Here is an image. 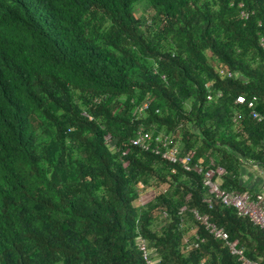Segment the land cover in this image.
<instances>
[{"label": "trees", "instance_id": "trees-1", "mask_svg": "<svg viewBox=\"0 0 264 264\" xmlns=\"http://www.w3.org/2000/svg\"><path fill=\"white\" fill-rule=\"evenodd\" d=\"M261 38L264 0H0V264H240L193 211L264 264V229L129 142L180 139L242 191L264 165Z\"/></svg>", "mask_w": 264, "mask_h": 264}, {"label": "built area", "instance_id": "built-area-1", "mask_svg": "<svg viewBox=\"0 0 264 264\" xmlns=\"http://www.w3.org/2000/svg\"><path fill=\"white\" fill-rule=\"evenodd\" d=\"M259 44L264 51V38L260 39ZM235 103L243 105L246 101L243 96H238L235 99ZM246 104L247 108L250 109V117L253 120L257 122L264 121L263 117L254 109L253 101H249ZM147 106L148 102L143 103L142 109H146ZM129 142L132 147L139 148L144 152H151L171 165H179L187 173L200 176L202 185L207 189L208 197L204 202L209 208H211L212 201H217L224 207L233 209L238 217L247 218L253 225L264 229V183L261 191L256 194L240 190L227 191L221 188L219 180L224 174V169L216 167L212 158L208 160L207 167L202 162L194 161L195 151L183 152L180 139L175 141L168 135L160 133L152 135L148 132L139 131ZM193 215L195 220L215 240L223 243L230 256L235 257L240 264H259L257 261L248 259L244 254V250L239 247L238 241L230 240L228 233L223 228L217 227L212 223L207 215H201L197 211H193ZM195 246L197 247V244ZM139 248L144 258H146L145 243L142 242Z\"/></svg>", "mask_w": 264, "mask_h": 264}, {"label": "crops", "instance_id": "crops-1", "mask_svg": "<svg viewBox=\"0 0 264 264\" xmlns=\"http://www.w3.org/2000/svg\"><path fill=\"white\" fill-rule=\"evenodd\" d=\"M264 152V149H263ZM238 174L239 185L250 194L261 191L264 183V165L259 162H245Z\"/></svg>", "mask_w": 264, "mask_h": 264}, {"label": "rangeland", "instance_id": "rangeland-1", "mask_svg": "<svg viewBox=\"0 0 264 264\" xmlns=\"http://www.w3.org/2000/svg\"><path fill=\"white\" fill-rule=\"evenodd\" d=\"M138 9H139V12L143 11L141 9V7H139ZM242 167H244V166H242ZM153 197H154V193L151 190H148V191H146L144 193H141V197L139 199V202L144 204V203L150 201Z\"/></svg>", "mask_w": 264, "mask_h": 264}, {"label": "clouds", "instance_id": "clouds-1", "mask_svg": "<svg viewBox=\"0 0 264 264\" xmlns=\"http://www.w3.org/2000/svg\"><path fill=\"white\" fill-rule=\"evenodd\" d=\"M105 140H109V137H106Z\"/></svg>", "mask_w": 264, "mask_h": 264}]
</instances>
